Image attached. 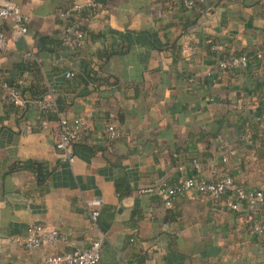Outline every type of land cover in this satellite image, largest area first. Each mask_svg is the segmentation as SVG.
Returning <instances> with one entry per match:
<instances>
[{
  "label": "crops",
  "instance_id": "1",
  "mask_svg": "<svg viewBox=\"0 0 264 264\" xmlns=\"http://www.w3.org/2000/svg\"><path fill=\"white\" fill-rule=\"evenodd\" d=\"M75 1L89 0H15L28 32L21 35L12 18L1 24V79L48 89L56 112L29 104L17 114L0 101V264H46L47 255L95 239L102 240L99 264H264V232L250 231L264 226V204L233 209L232 196L190 192L167 206L160 194L188 177L212 179V166L264 191L263 122L256 138L237 125L264 118L254 94L264 67L221 70L207 42L229 55L264 48V0H196L193 9L179 0H95L85 13V45L72 50L61 43L60 14ZM85 62L110 83L91 84L64 109L69 81L88 89L77 77ZM238 98L242 110L232 107ZM63 116L85 121L73 162L56 148ZM110 122L122 131L111 146ZM28 161L47 168L37 173ZM37 223L70 242L26 249L22 240Z\"/></svg>",
  "mask_w": 264,
  "mask_h": 264
},
{
  "label": "built area",
  "instance_id": "2",
  "mask_svg": "<svg viewBox=\"0 0 264 264\" xmlns=\"http://www.w3.org/2000/svg\"><path fill=\"white\" fill-rule=\"evenodd\" d=\"M182 5L188 9H193L196 6V0H180ZM97 7L95 0L75 1L67 9L60 14V22L62 26V44L72 50H80L85 45L86 31L85 13L93 11ZM12 18L14 24L21 35L28 32V17L24 15L20 6L15 0H0V51L7 46L6 37L1 30L3 21ZM207 42L210 44L211 50L215 53L214 65L224 71L227 70H245L252 63L261 61L264 62V49L258 52L256 58H250L246 55L239 56H222L221 45L213 38H209ZM74 75L69 71L66 73L68 78ZM0 101L4 103H20L21 105L33 104L43 112L56 108V102L52 97H46L41 100L25 99L21 96L20 90L1 79L0 72ZM235 110L244 108V99L238 98L232 105ZM60 128L58 131V140L56 148L62 152L71 162L74 161L72 155L74 144L81 141L84 136V123L81 118L69 119L63 116L60 119ZM264 125V122H263ZM107 139H117L121 136L120 127L111 123L105 130ZM244 139L249 140V137ZM229 155L237 154L235 149L228 151ZM228 157L223 158V162H227ZM198 172H203L202 166L195 163ZM211 172L213 178H205L203 175L197 177H188L173 185H166L160 190L164 202L167 206H172L178 198L187 196L190 192L200 193L211 197L218 201L225 196H232L236 199L230 201V207L238 209V202L245 201L251 205L264 204V191L262 189H249L244 185L237 183L234 178L227 173L225 168L212 166ZM233 199V198H232ZM99 215L98 210L92 213L93 219L96 221ZM251 233L261 234L264 232V226L260 223L254 224L251 227ZM69 243L68 235L60 232L55 228H48L42 224H33L28 229V236L22 240V244L26 249H38L44 244H54L57 242ZM102 240L95 239L90 242L89 246L81 248L76 247L70 252L63 254H49L46 256V264H99L101 260Z\"/></svg>",
  "mask_w": 264,
  "mask_h": 264
},
{
  "label": "trees",
  "instance_id": "3",
  "mask_svg": "<svg viewBox=\"0 0 264 264\" xmlns=\"http://www.w3.org/2000/svg\"><path fill=\"white\" fill-rule=\"evenodd\" d=\"M180 2V0H179ZM62 43V42H61ZM264 48H259L255 51L246 53V52H238V53H234V54H222V56H239V55H246L250 58H256L258 55V52L260 50H262ZM257 66L258 67H264V62L261 61H257ZM78 78H80V84L83 83L86 88H88L91 84L98 82V81H104L106 83H110L109 79H110V75H104L103 73H101L99 70H95L92 66L90 62H85L82 66L81 72L78 73L77 75ZM77 83V79L74 81H69L68 84L65 87V91H64V99H65V107L64 109H67L69 107V105H72L75 101V98L80 96H85L88 93H90L91 89H83V91L78 92L77 89L78 87L76 86ZM10 84V83H9ZM13 86H16L21 93V96L25 99H30V100H41V99H45L48 95V89H40V90H35L33 87H28V86H20L19 84H10ZM257 85H258V90L254 91V94H256L259 104L262 107V109H264V90H263V85L264 83L260 80L257 79ZM74 94V99L73 101H69V98L67 97V94ZM6 105L11 106L13 109H15V112L17 114L20 113V109L27 107L29 104L26 105H20L18 103H5ZM56 112V109H52L47 111L46 113H54ZM264 122V118L261 119H255L253 121V123H250V125H246V123L244 122H239L237 125L238 127L244 131L246 133V135H249L251 138L255 137L257 135H259V130L261 128V123ZM111 123V122H110ZM108 123V125L110 124ZM218 134H215L214 136L217 137ZM84 137V136H83ZM242 136H239V142L242 144L244 142H246L244 138H241ZM257 137H260L257 136ZM118 139V138H117ZM117 139H107L109 146L113 145L114 142ZM207 146L209 147L210 145V140L207 141ZM209 153H206V156H209ZM263 156V155H262ZM25 167L26 168H30L33 169L35 172L37 173H42L43 170L46 167V165L42 162H33V161H28L27 163H25ZM117 189L119 193H123L124 192V184L121 181L117 182ZM127 192H129V190H127ZM170 244H172V241L170 240Z\"/></svg>",
  "mask_w": 264,
  "mask_h": 264
},
{
  "label": "water",
  "instance_id": "4",
  "mask_svg": "<svg viewBox=\"0 0 264 264\" xmlns=\"http://www.w3.org/2000/svg\"><path fill=\"white\" fill-rule=\"evenodd\" d=\"M42 41V40H41Z\"/></svg>",
  "mask_w": 264,
  "mask_h": 264
}]
</instances>
